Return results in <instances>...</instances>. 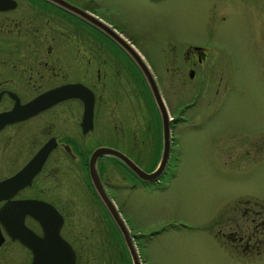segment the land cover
Here are the masks:
<instances>
[{
	"label": "flooded vegetation",
	"instance_id": "1",
	"mask_svg": "<svg viewBox=\"0 0 264 264\" xmlns=\"http://www.w3.org/2000/svg\"><path fill=\"white\" fill-rule=\"evenodd\" d=\"M65 1L107 22L97 6L109 0ZM170 47L167 84L176 93V111L156 81L167 115L174 110L169 116L171 151L172 130L189 108L199 103V118L205 111V118L212 119L227 93L209 92L220 79L214 80L217 51L195 43ZM72 83L78 84L77 95L0 128V264H133L93 185L89 162L99 147L115 149L138 165L159 162L162 119L146 80L107 31L68 7L54 0H0V113L16 101L25 103ZM244 146L229 142L230 158L244 163L264 157V140ZM37 154L41 163L34 173L11 181ZM95 164L118 210L133 191L149 185L115 154H100ZM108 164L124 172L112 180ZM230 210L229 220L215 222L227 254L264 259L263 205L245 201Z\"/></svg>",
	"mask_w": 264,
	"mask_h": 264
},
{
	"label": "rangeland",
	"instance_id": "2",
	"mask_svg": "<svg viewBox=\"0 0 264 264\" xmlns=\"http://www.w3.org/2000/svg\"><path fill=\"white\" fill-rule=\"evenodd\" d=\"M97 8L141 54L175 111L176 93L167 84L171 45L217 51L214 80L220 79L209 92L227 93L212 119L205 111L199 118L197 102L189 108L172 130L164 172L133 191L129 207L119 210L145 264H264L228 255L215 223L229 220L230 209L245 201L264 207V157L240 163L227 147L264 140L263 0H109ZM139 164L144 170L156 166ZM122 172L107 165L112 180Z\"/></svg>",
	"mask_w": 264,
	"mask_h": 264
},
{
	"label": "water",
	"instance_id": "3",
	"mask_svg": "<svg viewBox=\"0 0 264 264\" xmlns=\"http://www.w3.org/2000/svg\"><path fill=\"white\" fill-rule=\"evenodd\" d=\"M55 2L68 7L73 12L79 14L80 16L88 19L89 21L95 23L100 28L107 31V33L114 38L116 42H118L132 57L135 63L138 65L144 79L147 82V85L152 93L161 114L162 119V133H163V142H162V151L160 155L159 162L155 166V168L151 171H145L140 166H138L135 162L125 156L123 153L112 149V148H105L99 147L95 149L91 155V159L89 162V170L91 180L95 189L97 190L99 196L103 200L109 215L111 216L112 220L120 230L125 244L129 249L131 254V258L133 264H141V260L139 259V254L137 249L135 248L133 242V235L131 234L129 227L127 226L124 218L121 216L119 210L116 208L112 200L106 193V190L100 180L97 168H96V158L103 153H111L117 155L121 158L125 164L142 180L144 181H154L156 180L165 170L167 166L168 157L170 154V118L167 115V111L161 97V93L159 91L158 85L156 80L149 69L147 63L141 56V54L137 51V49L133 46L132 43L129 42L120 32H118L114 27H112L109 23L102 21L101 19L96 18L93 15L88 14L86 11L82 10L80 7L75 6L71 3H68L65 0H54ZM77 86L78 84H66L59 87H55L48 91H45L38 96L34 97L33 99L25 102L19 103L18 101L15 102L14 106L7 110L0 113V128L5 125L6 123L13 122L18 119L25 118L51 104H53L57 99H60L64 96L69 95H77ZM76 91V92H75ZM87 108V107H86ZM89 110V108H88ZM39 155L37 154L32 161H30L23 170L18 173L16 176L11 178V181H16L18 177L21 175L28 176L32 175L35 171V165L39 162L38 161ZM41 161V160H40ZM41 162H39L40 165ZM38 167V166H37Z\"/></svg>",
	"mask_w": 264,
	"mask_h": 264
}]
</instances>
